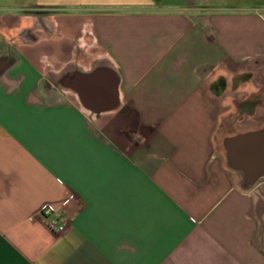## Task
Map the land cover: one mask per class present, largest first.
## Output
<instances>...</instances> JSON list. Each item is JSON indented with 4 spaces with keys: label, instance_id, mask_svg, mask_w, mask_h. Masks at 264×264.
<instances>
[{
    "label": "crops",
    "instance_id": "1",
    "mask_svg": "<svg viewBox=\"0 0 264 264\" xmlns=\"http://www.w3.org/2000/svg\"><path fill=\"white\" fill-rule=\"evenodd\" d=\"M0 264H264V0H0Z\"/></svg>",
    "mask_w": 264,
    "mask_h": 264
},
{
    "label": "built area",
    "instance_id": "2",
    "mask_svg": "<svg viewBox=\"0 0 264 264\" xmlns=\"http://www.w3.org/2000/svg\"><path fill=\"white\" fill-rule=\"evenodd\" d=\"M41 214L46 217L50 218L49 225L54 230H57L58 232H62L67 227V220L65 217V214L62 209H54L50 206H45L41 210Z\"/></svg>",
    "mask_w": 264,
    "mask_h": 264
}]
</instances>
